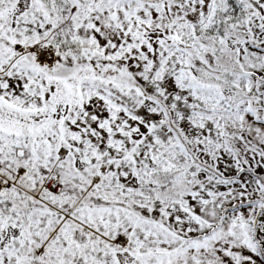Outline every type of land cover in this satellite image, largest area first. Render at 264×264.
Segmentation results:
<instances>
[{"label":"snow or ice","instance_id":"1","mask_svg":"<svg viewBox=\"0 0 264 264\" xmlns=\"http://www.w3.org/2000/svg\"><path fill=\"white\" fill-rule=\"evenodd\" d=\"M0 264H264V0H0Z\"/></svg>","mask_w":264,"mask_h":264}]
</instances>
